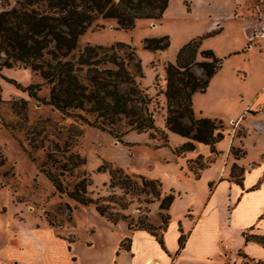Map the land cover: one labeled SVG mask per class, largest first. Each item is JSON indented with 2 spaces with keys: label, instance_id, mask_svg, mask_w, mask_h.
Wrapping results in <instances>:
<instances>
[{
  "label": "rangeland",
  "instance_id": "rangeland-1",
  "mask_svg": "<svg viewBox=\"0 0 264 264\" xmlns=\"http://www.w3.org/2000/svg\"><path fill=\"white\" fill-rule=\"evenodd\" d=\"M4 1L14 6L17 0H0V4ZM234 1L237 0H169L161 19H138L129 30L118 27L114 19L98 18L65 58L75 68L87 44H128L141 61L143 77L136 76V81L151 97L149 109L158 128L155 138L148 131L131 130L120 142L84 121L78 114L88 121L93 119L84 111L64 113L47 104L51 85L38 73L30 68L0 67V246L12 242L20 232L47 226L58 236L65 233L71 239V234L75 235L73 247L80 248L78 253L83 259L94 254L102 261L108 253L107 217L115 220L112 223L126 222L130 229L151 223L149 217L162 221L167 212L160 209V203L168 194L173 195L171 218L182 216L188 208L195 214L209 195V181L223 172L238 178L241 172L232 163L235 156L242 155L239 164L251 171L248 181L256 172L264 171V28L255 33L252 24L246 31L237 12L230 19L224 18L223 10L231 9ZM250 15L255 21L264 20V0H254ZM152 37H166L167 47L155 51L146 48L145 39ZM193 39H200V50L209 49L221 60L206 91L193 94V111L196 117L221 121L224 136L216 143L215 152L209 145L196 142L192 150L177 155L173 149L188 139L165 128V100L159 90L165 85V65L175 62L179 48ZM193 70L203 76L201 68L195 66ZM14 82L21 86L40 84L37 97L18 89ZM13 102H17V109L12 108ZM238 116L239 127L232 126V139L230 121ZM126 128L122 123L118 129ZM161 130L167 132L165 145ZM231 143L227 159L225 150ZM76 155L85 163L67 171L62 179L68 190L86 179V194L92 200L86 205L56 192L40 169L50 157L55 164L66 163L70 168L69 162L76 161ZM249 162L253 167L247 166ZM109 168L121 170L116 172L114 187L110 186ZM141 177L158 185L145 184ZM216 192L221 194L222 187ZM97 205L104 210V216L97 211ZM226 208L223 204L220 210L224 227L228 223ZM231 234V245L218 243V252L209 258L210 264H247L242 251L239 256L243 261H236L232 246L236 237ZM90 238L93 245L86 242Z\"/></svg>",
  "mask_w": 264,
  "mask_h": 264
},
{
  "label": "trees",
  "instance_id": "trees-1",
  "mask_svg": "<svg viewBox=\"0 0 264 264\" xmlns=\"http://www.w3.org/2000/svg\"><path fill=\"white\" fill-rule=\"evenodd\" d=\"M168 2L169 0H17L11 6L4 1L0 4V67L30 68L51 85L47 104L64 113L84 111L93 116L88 121L83 114H78L84 121L109 133L120 142H123L121 137L131 130L148 131L149 136L155 138L158 128L149 109L151 97L136 81V76L143 77L141 61L135 57L128 44L121 41L110 46L87 44L79 54L75 68L65 58L76 48L79 37L94 20L114 19L118 27L129 30L134 28L138 19H161ZM200 43V39H193L179 48L175 62H168L164 67L165 85L159 90L165 100V128L188 139L173 149L177 155L192 150L196 142L209 145L210 151L215 152V144L224 136L221 121L196 117L193 111V94L204 93L211 78L221 67V60L211 50L199 49ZM167 45L166 37L145 39V47L152 51L164 49ZM199 56L202 58L198 59ZM195 66L201 68L203 76L195 73ZM14 83L29 96L37 97L40 84L21 86ZM12 108H18L17 102L12 103ZM122 123L127 128L120 131L118 128ZM167 137V132L161 130L160 138L164 145L167 144ZM75 158L76 161L69 162L68 168L66 163L55 164L56 160L50 157L40 169L56 192L86 205L92 201L86 194V179L77 181L70 190L62 179L67 171L85 163L78 155ZM118 171L121 170L109 168L111 187L116 184ZM141 178L145 184H157ZM172 200V194L165 195L160 209L168 210ZM96 209L104 216L105 212L100 205ZM168 218L166 213L164 219L162 216L161 225L147 223L138 229L149 231L161 243L160 233ZM107 219L115 221L109 217ZM182 240L181 236L180 244ZM120 245L124 246L125 242Z\"/></svg>",
  "mask_w": 264,
  "mask_h": 264
},
{
  "label": "crops",
  "instance_id": "crops-1",
  "mask_svg": "<svg viewBox=\"0 0 264 264\" xmlns=\"http://www.w3.org/2000/svg\"><path fill=\"white\" fill-rule=\"evenodd\" d=\"M253 3L254 0L234 1L231 3V9L223 10L225 13L221 15L230 19L233 13L237 12L244 20L242 28L248 31L249 26L253 24L256 27L255 33L261 32L264 20L255 21V17L250 15ZM214 22L220 28L218 19ZM250 32L253 34V30ZM239 118L240 116L230 121L229 134L232 139L235 131L232 126L239 127ZM232 143L225 150L227 159L231 155L229 149ZM262 155L264 156V153ZM235 157L232 163L241 172L238 178L235 179L232 174L226 176L223 172L209 181V195L203 199L197 213L194 214L193 210L188 208L187 213L182 216L171 218V208L166 210L169 218L160 233L161 243L155 235L145 229H130L124 221H107L108 253L104 254L102 261L94 254L85 260L86 258L83 259L78 253L80 248L73 247V242L77 240L75 235L71 234L72 238L68 239L65 233L58 236L50 227H36L27 233L20 232L12 242L0 246V264H210L209 258L212 255L215 257L218 252V243L224 241L231 245V233L236 237L232 244L236 261L242 262L246 258L247 264H264V171L254 172V179L248 181L251 171L239 164L238 159H241L242 155ZM250 164L247 163V166L253 167ZM220 186L222 193L218 194L216 189ZM223 204L227 207V227L223 226V216L220 212ZM149 219L154 226L162 223L161 219ZM91 232H94V229ZM181 236L183 240L180 244ZM219 236L223 237V240ZM246 236H249V239H246ZM88 240V245L94 244L92 238ZM122 242H125L124 246L120 245ZM82 248L85 249V246ZM241 251L245 254L244 258L239 256Z\"/></svg>",
  "mask_w": 264,
  "mask_h": 264
},
{
  "label": "bare ground",
  "instance_id": "bare-ground-1",
  "mask_svg": "<svg viewBox=\"0 0 264 264\" xmlns=\"http://www.w3.org/2000/svg\"><path fill=\"white\" fill-rule=\"evenodd\" d=\"M156 264H158V263H156Z\"/></svg>",
  "mask_w": 264,
  "mask_h": 264
}]
</instances>
